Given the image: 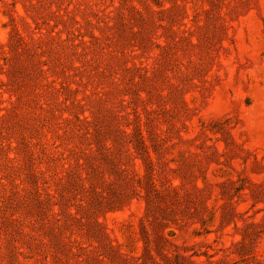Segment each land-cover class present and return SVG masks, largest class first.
<instances>
[{"label": "rangeland", "instance_id": "rangeland-1", "mask_svg": "<svg viewBox=\"0 0 264 264\" xmlns=\"http://www.w3.org/2000/svg\"><path fill=\"white\" fill-rule=\"evenodd\" d=\"M0 264H264V0H0Z\"/></svg>", "mask_w": 264, "mask_h": 264}]
</instances>
